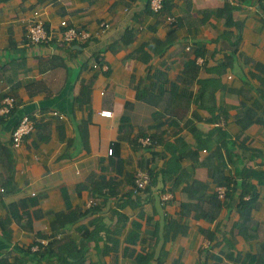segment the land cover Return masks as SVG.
I'll list each match as a JSON object with an SVG mask.
<instances>
[{
	"label": "crops",
	"instance_id": "obj_1",
	"mask_svg": "<svg viewBox=\"0 0 264 264\" xmlns=\"http://www.w3.org/2000/svg\"><path fill=\"white\" fill-rule=\"evenodd\" d=\"M148 3L0 0V95L18 107L0 121L14 159L6 171L0 159V264H63L75 248H84L85 264H160L163 254L162 264H203L208 233L221 257L208 264H242L224 251L255 254L264 242V0H170L172 22ZM35 10L55 35L65 19L91 38L29 45ZM105 109L113 116L99 115ZM25 114L44 117L14 147ZM218 128L256 171L257 205L240 226L234 205L222 204L214 219L200 208L219 187L209 176ZM138 170L153 171L157 183L136 192ZM52 241L59 244L39 254Z\"/></svg>",
	"mask_w": 264,
	"mask_h": 264
},
{
	"label": "trees",
	"instance_id": "obj_2",
	"mask_svg": "<svg viewBox=\"0 0 264 264\" xmlns=\"http://www.w3.org/2000/svg\"><path fill=\"white\" fill-rule=\"evenodd\" d=\"M150 2L151 0H149L148 8L152 13L158 14L160 16L161 15L171 16L169 15V10L172 6V4L170 3V0H163L162 8L157 12L151 9ZM168 16H166V18ZM174 34H175V28L173 27L169 33L168 41L165 44V48H168L171 46L172 44L171 41L174 37ZM238 43H239V37H237L235 46H237ZM196 53L197 55L201 54L199 51H196ZM185 74L188 75L187 70ZM193 77H194V73H191V78ZM190 82L191 81H188V83ZM0 97H2V95H0ZM17 108L18 107H15L12 110L11 116L14 115ZM1 119L2 117L0 116V121ZM250 122L251 120H249L247 124L243 125V128H246ZM37 126L38 124L36 123V128ZM219 133H220L222 142H221V145L217 147L216 150L214 151L215 158H213L214 159L213 166H209V176L218 183L219 187L226 186L225 196L223 198H220L218 191H217V193L214 196H212L210 199L203 200L200 208L203 211L202 216L204 218L214 219L218 216L219 214L218 212L220 211L222 204L223 205H230V204L234 205L237 208V210L240 212L241 220L239 223H237V226H240L243 222H245V220L250 219L251 212L253 208L256 207L257 205V199L259 197V193L255 185L252 182L253 178L256 176V171L242 165L243 159L241 158L240 154L236 152V149H237L236 142L231 141L230 138H228L227 132H224V130L220 129ZM149 138L152 140V144H150L149 146L155 147L161 144L157 139H154L152 137H149ZM0 154L3 155L0 158L3 161L1 165L2 169L6 171L9 168L11 170L14 166L13 165L14 159L10 151L7 150V148H5L1 142H0ZM5 161H7V164ZM229 163L233 165V169H234L233 173H231V170L229 168ZM227 170H229L230 172H227ZM149 173H150L151 180L148 186H152V183H157V178H156L157 175L152 176L153 171ZM198 183L199 182H195V185H197ZM3 189L4 191L6 190L5 188ZM92 206L94 207L91 209V212L99 208L95 200H94L93 205L89 207H92ZM206 206H210V208L207 209ZM84 216H85V213H79L74 216L70 214L69 221L74 224L78 220L83 218ZM124 218L125 220L127 219V217L125 216ZM208 236L210 238V243H209V246L205 248V250L202 253L204 257L203 264H208L209 259H214L217 261L221 260V257L218 254H214L212 252L213 241L215 239L214 234L212 235L208 233ZM57 244H59L58 241H52L45 248L41 246L38 250L39 254L41 255L48 254V251H50L51 249L53 250V247H55ZM233 244H235L234 241H233ZM31 249H33V247H31ZM75 250H76V254L72 256L73 258L71 259L67 258V261L64 262L63 264H85L84 248L81 250L75 248ZM224 252H225L226 258L235 259L236 261L242 264H264V242L259 245L258 251L255 254L247 253L245 255H240V256L235 257V253L233 249L227 250ZM163 256H160L159 258L160 264H162L161 262H162ZM150 257L151 256L149 255L148 256L141 255L139 256V261H143L144 258H150ZM173 264H178V262H173Z\"/></svg>",
	"mask_w": 264,
	"mask_h": 264
},
{
	"label": "built area",
	"instance_id": "obj_3",
	"mask_svg": "<svg viewBox=\"0 0 264 264\" xmlns=\"http://www.w3.org/2000/svg\"><path fill=\"white\" fill-rule=\"evenodd\" d=\"M151 9L155 12L159 11L162 8L163 0H151L150 2ZM33 19L28 24V27L25 32V40L27 44H42V43H49L55 38H57L60 42L64 43L65 45H70L73 43L79 42H87L91 38V34L89 32L77 29L73 26H70L67 20L61 21L62 29L60 32L55 35L54 33L50 32L44 24L43 19L40 17L39 11L35 10L33 12ZM167 20L169 22L173 21L172 16H168ZM95 68H98V64H94ZM107 69V65H103L102 69ZM17 107V102L14 96L12 95H4L0 97V116L2 117L1 123H6L8 117L11 116L12 110ZM51 116H59L60 118L64 117L59 111H52L49 113ZM99 115L103 117H112L113 111L112 110H101ZM44 115L38 114L36 117L25 114L21 117L18 124L15 126L12 132V145L14 147H18L22 144L23 140L29 136L32 132L36 130V123L38 119H43ZM143 143L146 145L152 144V140L149 137H146L143 140ZM112 148L109 149V154H112ZM151 180L150 173L146 170H138L135 174V190L136 192L145 190L149 185ZM1 191H4L2 188ZM226 186L218 187V194L220 198L225 196ZM163 199L171 198V194L166 192L162 195ZM94 200L89 203V206L93 205ZM39 248L38 245L33 247L34 250Z\"/></svg>",
	"mask_w": 264,
	"mask_h": 264
}]
</instances>
